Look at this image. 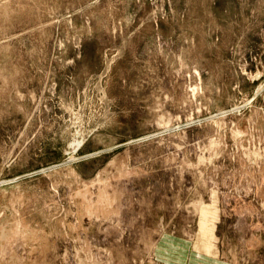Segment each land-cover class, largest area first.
<instances>
[{"label":"rangeland","instance_id":"obj_1","mask_svg":"<svg viewBox=\"0 0 264 264\" xmlns=\"http://www.w3.org/2000/svg\"><path fill=\"white\" fill-rule=\"evenodd\" d=\"M0 264H264V0H0Z\"/></svg>","mask_w":264,"mask_h":264}]
</instances>
